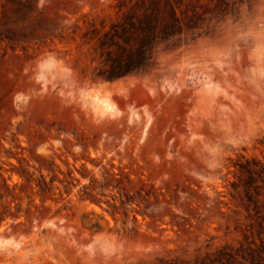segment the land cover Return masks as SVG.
Wrapping results in <instances>:
<instances>
[{
  "label": "rangeland",
  "instance_id": "1",
  "mask_svg": "<svg viewBox=\"0 0 264 264\" xmlns=\"http://www.w3.org/2000/svg\"><path fill=\"white\" fill-rule=\"evenodd\" d=\"M0 264H264V0H0Z\"/></svg>",
  "mask_w": 264,
  "mask_h": 264
}]
</instances>
